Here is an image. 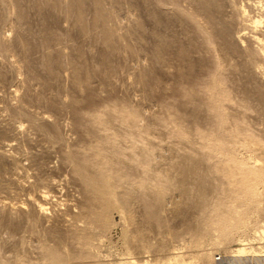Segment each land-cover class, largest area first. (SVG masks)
I'll list each match as a JSON object with an SVG mask.
<instances>
[{"label":"rangeland","instance_id":"rangeland-1","mask_svg":"<svg viewBox=\"0 0 264 264\" xmlns=\"http://www.w3.org/2000/svg\"><path fill=\"white\" fill-rule=\"evenodd\" d=\"M12 1L0 264H264V0Z\"/></svg>","mask_w":264,"mask_h":264},{"label":"bare ground","instance_id":"bare-ground-1","mask_svg":"<svg viewBox=\"0 0 264 264\" xmlns=\"http://www.w3.org/2000/svg\"><path fill=\"white\" fill-rule=\"evenodd\" d=\"M73 2H74L75 9H76L77 20H78V22H79V21H81V20L83 19V11H82V8H81V3H80L79 0H74ZM55 4H57V3H55ZM12 5H13V7H14L15 12H19L15 0L12 1ZM53 6H54V5H53ZM213 7H214V12H215V14L218 15V13H219V8H220L219 4L216 3L215 6L213 5ZM201 8H202V10L204 11V13L207 11V6H206L205 4H203V3L201 4ZM217 18H218V17H217ZM222 18H223V17H222ZM209 24L211 25V27H212L213 30H214V36H215V37H218V38H220L222 41H224V43H225L224 49L226 50V52H228L229 49H230V46L225 42L226 40L222 39L221 36H220L221 32H222L223 34H225V36L228 35V30H227V28H225L224 26H218V25H216L214 19H212V18L209 20ZM104 41H105L106 43H108V42L110 41V33L107 32V31L104 32ZM20 43H21V45H25V41H23V40H21ZM49 107H50V106H49ZM5 146H6V147H12V145H10V144H6ZM1 148H2V147H1ZM3 148H4V147H3ZM3 150H4V149H3ZM3 158H4V159H10L12 162H13V160H14L13 157H11V156H10L8 153H6L5 151H0V159H3ZM13 164H14V162H13ZM185 168H186V167H185ZM186 169H187V168H186ZM43 200H46V198L43 197ZM44 211H45V209H44L41 205H39V206L37 207V212H39V214L43 215V214H44Z\"/></svg>","mask_w":264,"mask_h":264}]
</instances>
